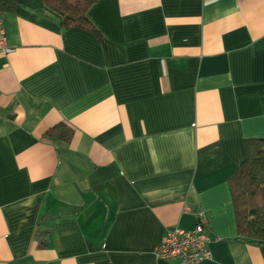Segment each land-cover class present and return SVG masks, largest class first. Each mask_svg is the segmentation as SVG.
Returning <instances> with one entry per match:
<instances>
[{"label":"crops","instance_id":"obj_1","mask_svg":"<svg viewBox=\"0 0 264 264\" xmlns=\"http://www.w3.org/2000/svg\"><path fill=\"white\" fill-rule=\"evenodd\" d=\"M95 31L42 0L3 12L0 264H179L168 227L204 215L211 257L264 264L229 179L264 138V0H96ZM65 123V142L47 136Z\"/></svg>","mask_w":264,"mask_h":264},{"label":"trees","instance_id":"obj_2","mask_svg":"<svg viewBox=\"0 0 264 264\" xmlns=\"http://www.w3.org/2000/svg\"><path fill=\"white\" fill-rule=\"evenodd\" d=\"M45 6L61 18L63 27L96 28L88 19V9L96 0H42ZM16 0H0V12L13 8ZM72 128L59 123L45 133L69 141ZM237 232L252 244H264V138H245L243 158L229 179Z\"/></svg>","mask_w":264,"mask_h":264},{"label":"built area","instance_id":"obj_3","mask_svg":"<svg viewBox=\"0 0 264 264\" xmlns=\"http://www.w3.org/2000/svg\"><path fill=\"white\" fill-rule=\"evenodd\" d=\"M0 12V51L8 53L13 50L7 44ZM208 221L204 215L198 218L191 229L178 226L168 227L165 235L154 253L157 259L178 260L179 264H198L211 257L208 244L212 241L208 235Z\"/></svg>","mask_w":264,"mask_h":264}]
</instances>
